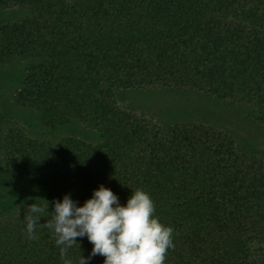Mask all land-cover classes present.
I'll list each match as a JSON object with an SVG mask.
<instances>
[{
    "label": "trees",
    "instance_id": "obj_1",
    "mask_svg": "<svg viewBox=\"0 0 264 264\" xmlns=\"http://www.w3.org/2000/svg\"><path fill=\"white\" fill-rule=\"evenodd\" d=\"M0 7L23 13L0 25V64L27 62L16 103L59 122L78 117L104 137L103 182L87 184L91 196L69 193L78 206L101 185L122 205L142 189L174 230L165 264H264V161L210 124L161 127L117 104L126 89L189 88L247 106L264 123V0H0ZM22 175L0 190V264H63L44 224L66 189L53 182L44 190L46 176L31 169ZM34 203L49 212L30 240L25 215ZM92 245L77 237L67 258L78 264Z\"/></svg>",
    "mask_w": 264,
    "mask_h": 264
},
{
    "label": "rangeland",
    "instance_id": "obj_2",
    "mask_svg": "<svg viewBox=\"0 0 264 264\" xmlns=\"http://www.w3.org/2000/svg\"><path fill=\"white\" fill-rule=\"evenodd\" d=\"M22 16L18 9L0 7V25ZM26 64V59L0 64V167L6 172L5 178L0 172V190L5 180L24 181L22 173L31 169L32 175L46 176L44 190H50L49 184L54 182L66 189L65 194L79 199L80 194L91 196L87 184H92L91 180L103 182L100 167L110 154H104V137L78 117L59 122L50 114L17 104L14 98L26 78ZM119 100L122 109L161 127L176 122L210 124L227 132L238 150L264 161V123L254 119L247 106L174 87L126 89ZM23 206L25 202L10 210L21 211ZM104 259L96 255L93 264H103Z\"/></svg>",
    "mask_w": 264,
    "mask_h": 264
},
{
    "label": "clouds",
    "instance_id": "obj_3",
    "mask_svg": "<svg viewBox=\"0 0 264 264\" xmlns=\"http://www.w3.org/2000/svg\"><path fill=\"white\" fill-rule=\"evenodd\" d=\"M48 208L37 203L28 206L25 221L30 240L38 238L36 225ZM50 213L44 227L51 231L63 264H73L67 257L77 237L87 236L93 244L90 256L82 255L78 264H87L96 255L105 257L103 264H165L168 250L175 247L173 228L154 215L155 204L142 189L133 191L126 205L103 185L82 206L66 194Z\"/></svg>",
    "mask_w": 264,
    "mask_h": 264
}]
</instances>
